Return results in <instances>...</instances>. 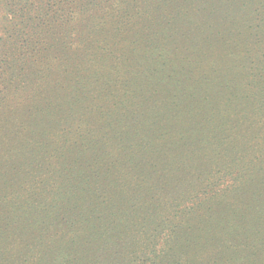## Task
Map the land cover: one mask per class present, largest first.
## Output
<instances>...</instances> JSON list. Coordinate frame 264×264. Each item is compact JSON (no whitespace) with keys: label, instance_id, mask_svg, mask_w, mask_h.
Returning a JSON list of instances; mask_svg holds the SVG:
<instances>
[{"label":"rangeland","instance_id":"obj_1","mask_svg":"<svg viewBox=\"0 0 264 264\" xmlns=\"http://www.w3.org/2000/svg\"><path fill=\"white\" fill-rule=\"evenodd\" d=\"M69 4L0 0V264H264V0Z\"/></svg>","mask_w":264,"mask_h":264},{"label":"trees","instance_id":"obj_2","mask_svg":"<svg viewBox=\"0 0 264 264\" xmlns=\"http://www.w3.org/2000/svg\"><path fill=\"white\" fill-rule=\"evenodd\" d=\"M56 1L57 2H59V1H68V0H42V2H45L46 4H47V2H52L53 4L54 3H56ZM75 1L76 0H70V4L69 5H65V6H61V8L63 7H70V8H76V7H78V6H80V12H83V14H85V13H89L90 11H93L96 7V5H98L99 4V1L100 0H85V2L83 3H79V5H75L74 3H75ZM10 6H12V5H10ZM32 9H29V11H28V13H35L36 12V10H37V8H40V9H45V7H46V5H43V6H40V7H37V5L35 4V3H33V7L32 6H30ZM19 11V13L20 12H23V8H21V9H19L18 10ZM25 13V12H24ZM65 13V11H63V14ZM35 17V15L33 16V18ZM39 20V22H38V24H41V21H40V19H38ZM40 27V26H39ZM24 28L25 29H28L29 28V26H25L24 25ZM23 34V33H22ZM27 34V33H26ZM7 198V194L5 193L3 196H1L0 197V199H6Z\"/></svg>","mask_w":264,"mask_h":264}]
</instances>
